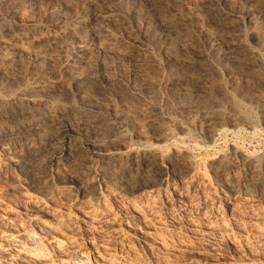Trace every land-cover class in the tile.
Segmentation results:
<instances>
[{
    "label": "rangeland",
    "instance_id": "374dc122",
    "mask_svg": "<svg viewBox=\"0 0 264 264\" xmlns=\"http://www.w3.org/2000/svg\"><path fill=\"white\" fill-rule=\"evenodd\" d=\"M56 1L35 0L34 9H28L24 4L23 8L13 10L12 8L18 5L16 0H0V20H16L13 23L14 32L22 31L21 29L28 24V21L31 23L30 20L37 21L36 27L39 29L45 24L51 28L61 26L63 23L69 26L70 18L78 10L72 7L63 8L59 10V13L53 8ZM254 2L255 0H225L223 2L217 0H98V8L112 15L107 19L108 21H104L105 26L104 22L97 24H90V22L82 31L68 30L69 34L66 37L68 41L66 38L64 40L67 42L62 40V49L57 48L56 45L59 44L53 45L48 41L43 42L44 40L38 49L39 45L31 43L27 36L24 37L25 35L20 36V40L12 39L18 45L14 42L2 47L0 65L4 63L5 65L0 68L5 69H0V91L12 92V87H15L13 90L16 89L18 83L19 85L34 83L36 87L31 96L36 94L33 98L36 99L37 106H47L45 97L53 95L59 99L62 98L64 107L62 114L54 121L48 123L37 121L35 124L28 121L29 124L27 123V126L22 129L24 134L23 131L12 133L7 129L3 133L0 132V220H4L6 216H13L12 218H17L24 225H28L35 215L53 219L55 216L44 213L46 211L41 207L42 202H46L48 212L63 216L69 214L73 226L69 225L70 227L66 229L73 233L90 259L107 251L116 254L119 259L130 260L133 264H141L142 259L147 261L146 264H264V104H262L264 101L261 96L264 93V67L253 58L247 60L246 56L256 51L264 58V4ZM202 4H210L211 7ZM149 17L152 18L149 19ZM228 17L232 19L227 20L228 22L224 21ZM170 20L175 23L172 21L174 23L172 24ZM92 26L94 29L97 27L96 30L91 29ZM133 35L136 36L133 37ZM187 40L191 43H187ZM71 41L74 45L82 41L92 48L89 56L91 58L84 65L78 66L77 70L80 69L78 71L71 69L65 63L66 55L64 54H68V51L70 53L73 49ZM103 44L110 46L106 47ZM21 49L24 50L21 51ZM36 50L40 53L35 54L38 52ZM247 50H250L249 54ZM189 54L192 56L190 57ZM243 55L246 57L243 58ZM235 57L239 58L238 61ZM226 62L228 65L224 64ZM232 62L236 66L231 65ZM218 63L219 65L216 66ZM193 66H196L197 70L198 67L202 69L204 67L208 73L212 72L210 73L213 76L206 73V82L208 81L206 84L211 83V85L192 84L191 73L196 72L193 71V68L196 70ZM202 69H199L197 73L199 71L201 73L204 70ZM79 71L85 72L84 75L95 74L89 77L90 79L79 82L83 89L72 86L70 80L71 75ZM176 71L178 74L181 72L180 75ZM66 72H70L69 76ZM81 72L80 75H83ZM22 81L24 82L21 83ZM84 83H86L85 89ZM78 89H82L81 93ZM78 93L84 96L81 98L77 96ZM230 94L236 96H234L237 101L236 107L240 108L239 116L234 115L233 109L231 110L232 105L228 103ZM78 100L93 111L101 110L100 112L103 113L104 110L107 119L105 120L109 122L111 120L118 127V133L105 135L93 128L84 131L77 124L78 121L73 112L77 106L81 105ZM184 100L194 103L189 104L190 102ZM67 101H69L68 104ZM152 101L158 103L157 106L151 104ZM240 101L244 105H241ZM74 102L77 103L76 106ZM197 102L199 105L196 104ZM70 106L71 108H68ZM150 106L162 111L155 114V110H151ZM217 106H220V109ZM1 107L0 105V111ZM251 108L252 110H249ZM20 109L25 111V115L19 117L18 121L24 122L25 117H29L31 108L19 106L16 110ZM146 109L151 111L147 112ZM65 110L68 112L66 113ZM115 111L118 114L114 113ZM3 115L1 111V130L12 124L10 118ZM65 124L70 125L68 132L63 130ZM166 130L170 131L169 133L172 132L171 135L168 133L169 137L166 136ZM146 142L161 147L163 153L168 156L162 161L161 170L156 173L157 175L155 174L153 181L144 180L132 189L127 188V191L113 184L103 174L95 173L91 181L92 185L90 184L85 196L81 197L76 191L80 187L78 182L74 185L67 178L54 175L51 179L65 190L54 192L48 197L44 191L33 190L30 187L29 177L23 175L17 167L21 149L26 145L37 146L32 157L46 156L53 153L55 149V151L57 149L71 151L70 153L73 154L69 160L62 162L54 169L55 173L66 174L73 156L78 158L85 154L86 164H88L84 169L86 173H90L92 170L89 166H101L106 163L105 156L119 152L125 147L139 150ZM235 147H238L243 154L251 158L254 156L258 160L252 161L253 164L244 161V155L236 151ZM176 150L180 151L181 156L174 155ZM89 156L92 157L88 158ZM255 162L257 164L254 165ZM116 165L119 166L120 163ZM174 167H177V170ZM257 179H260V183H257ZM52 186L53 184L50 185ZM86 204L93 205L95 209L91 212H96L97 219L94 217L93 220H84L83 207ZM209 209H211L210 215L206 217L204 213ZM105 215L113 217L115 223L107 225L100 222L101 216L104 218ZM116 231L122 234V242L118 241L120 238L111 236L116 234L113 233ZM102 244H105L108 249H104ZM7 255L5 253L0 255V264H14V261L8 260Z\"/></svg>",
    "mask_w": 264,
    "mask_h": 264
},
{
    "label": "bare ground",
    "instance_id": "6f19581e",
    "mask_svg": "<svg viewBox=\"0 0 264 264\" xmlns=\"http://www.w3.org/2000/svg\"><path fill=\"white\" fill-rule=\"evenodd\" d=\"M56 1V0H55ZM177 1V0H176ZM207 1V0H206ZM218 2H223L225 0H217ZM157 2V1H156ZM179 2V1H178ZM210 2V1H209ZM127 3V2H126ZM203 3V2H202ZM254 3H257V4H264V0H255ZM16 7L12 8L13 10L16 9V10H19L21 8L24 7V4H26V7H28V9H32L35 4V0H16ZM253 4V2L251 3ZM53 5V4H52ZM101 5V4H100ZM192 5V4H191ZM204 5V4H202ZM200 6V5H199ZM204 6H207V7H211L210 4H205ZM258 6V5H257ZM74 8V9H77L78 12L73 15L70 19H71V22L68 24L69 26H66L64 23L63 25L61 24V26H57V27H50L48 24L44 25V27H41L40 29L38 27H36L37 25V21H31V23H29L28 21V24H25V27L23 29H21L22 31L19 30V32L17 31H13L14 30V21L10 20V19H5V20H0V50H2V47L6 46V44L10 43V44H14V41L15 39L16 40H20V36L22 35H25L24 37L27 36V38H29V40L31 41V43H36L39 45L38 49L40 48V45H42L43 42H46L48 41V43L50 44H59V45H56L57 48L63 47V43H62V40H64V38L67 37V35L69 34L68 30H72L73 32H77V31H82V29L89 25L90 24H97L99 22L103 23L105 20L109 19L110 15L109 13L101 10L98 8V0H57L56 1V5H54V10L58 11L63 9V8ZM126 7V6H125ZM196 7V6H195ZM101 8V7H100ZM199 8V7H198ZM263 8V7H262ZM34 9V8H33ZM104 9V8H103ZM151 9V8H150ZM194 9V8H193ZM214 9V8H213ZM228 9V8H227ZM261 9V8H260ZM264 9V8H263ZM196 10V8H195ZM212 10V9H211ZM223 10V9H222ZM262 10V9H261ZM23 11V10H22ZM31 11V10H30ZM47 11V10H46ZM229 11V10H228ZM228 11L226 13H228ZM249 11V10H248ZM153 12V11H152ZM194 12V11H193ZM231 12V11H230ZM238 12V11H237ZM40 13V12H39ZM60 13V12H59ZM163 13V12H162ZM198 13V12H197ZM225 15H228L226 14ZM232 13V12H231ZM260 13V12H259ZM264 13V12H263ZM114 14V13H113ZM117 14V13H116ZM143 14V13H142ZM146 15V13H144ZM212 14V13H211ZM233 14V13H232ZM14 15V14H13ZM12 15V16H13ZM20 15V14H19ZM122 15V14H121ZM149 15V14H147ZM151 15V13H150ZM149 15V16H150ZM198 15V14H197ZM234 15V14H233ZM236 15V14H235ZM9 16V15H8ZM29 16V15H28ZM60 15H58L59 17ZM127 16V15H126ZM144 16V15H143ZM230 16V14H229ZM259 16V15H258ZM61 17V16H60ZM114 18L116 17L115 14L113 16ZM142 17V16H141ZM147 17V16H146ZM160 17V16H159ZM184 17V16H183ZM196 17V16H195ZM204 17V16H203ZM220 17V16H219ZM233 17V16H231ZM9 18H11L9 16ZM22 18V17H21ZM152 18V17H149V19ZM166 18V17H165ZM212 18V17H211ZM16 19V18H15ZM20 19V18H19ZM116 19V18H115ZM138 19V18H137ZM164 19V18H163ZM222 19V18H221ZM232 19V18H230ZM229 17L228 19L224 20V21H227L229 20ZM53 20H56L53 18ZM58 20H62V19H58ZM202 20V19H201ZM217 20V18H216ZM223 20V19H222ZM263 20V19H261ZM64 21V19H63ZM67 21V20H65ZM108 21V20H107ZM171 23L173 20H170ZM23 22V21H22ZM59 22V21H57ZM174 22V21H173ZM221 22V21H220ZM228 22V21H227ZM18 23H21V22H18ZM25 23V21H24ZM27 23V21H26ZM119 23H122L119 21ZM125 23V22H124ZM175 23V22H174ZM172 23V24H174ZM219 23V21H218ZM112 25V24H111ZM126 25V24H125ZM170 25V24H169ZM167 25V26H169ZM188 25V24H187ZM23 26V25H22ZM103 25L101 24V27ZM104 26H105V22H104ZM140 26V25H139ZM163 26V25H162ZM173 26V25H172ZM216 26V25H215ZM21 27V26H19ZM177 27V26H175ZM97 27H95V29L93 28V26L91 27V29H94L96 30ZM99 28H100V25H99ZM104 28V27H103ZM107 28V26H106ZM117 28V27H116ZM170 28V27H169ZM185 28V27H184ZM188 28V27H187ZM190 28V27H189ZM236 28V27H235ZM85 29V28H84ZM83 29V30H84ZM172 29V28H171ZM178 29V28H177ZM180 29V28H179ZM87 30V29H86ZM110 30V29H109ZM185 29H183L184 31ZM191 30V29H190ZM189 30V32H190ZM236 30V29H235ZM71 31V32H72ZM89 31V30H88ZM93 31V30H92ZM91 31V32H92ZM97 31H99V29H97ZM96 31V32H97ZM108 31V30H106ZM128 31V30H126ZM134 31V30H133ZM176 31V30H175ZM178 31V30H177ZM187 31V30H186ZM205 31V30H204ZM221 31V30H219ZM224 31V30H223ZM228 31V30H227ZM105 32V31H104ZM206 32V31H205ZM218 32V31H217ZM226 32V31H224ZM79 33V32H78ZM98 33H101V32H98ZM114 33V32H113ZM119 33V32H118ZM130 33V32H129ZM188 33V32H187ZM192 33V32H191ZM96 34V33H95ZM110 34V33H109ZM181 34V33H180ZM228 34V33H227ZM72 35V33L70 34ZM75 35H80V34H76ZM102 35V33H101ZM104 35V34H103ZM108 35V34H106ZM112 35V34H111ZM138 35V34H137ZM177 35H179V33H177ZM184 35V34H183ZM206 35H207V32H206ZM252 35V34H251ZM115 36V35H114ZM121 36V35H120ZM132 36V35H131ZM136 36V35H135ZM133 35V37H135ZM186 36V35H185ZM75 37V36H74ZM101 37V36H100ZM109 37V36H108ZM111 37V36H110ZM109 37V38H110ZM132 37V38H133ZM179 37V36H178ZM177 37V38H178ZM243 37V36H242ZM245 37V36H244ZM95 38V37H94ZM105 39V37H103ZM102 38V39H103ZM114 38V37H113ZM112 38V39H113ZM118 38V37H117ZM124 38V37H123ZM130 38V36H129ZM199 38V37H198ZM208 38V37H207ZM257 38V37H256ZM14 39V40H12ZM67 39V38H66ZM71 39H72V36H71ZM75 39V38H74ZM76 39H77V36H76ZM79 39V38H78ZM77 39V40H78ZM103 39V40H104ZM111 39V41H112ZM126 39V38H125ZM183 39V38H182ZM181 39V40H182ZM193 39V38H192ZM209 39V38H208ZM44 40V41H43ZM46 40V41H45ZM109 40V39H108ZM128 40V38H127ZM125 40V41H127ZM141 40V39H140ZM179 40V39H178ZM190 40V39H188ZM187 40V43L189 42ZM217 40V39H216ZM227 40V39H226ZM43 41V42H42ZM66 41V40H64ZM63 41V42H64ZM68 41V39H67ZM66 41V42H67ZM73 41V40H72ZM71 41V43H72ZM75 41V40H74ZM98 41V40H96ZM100 41V40H99ZM102 41V40H101ZM110 41V40H109ZM110 41V42H111ZM120 41V40H119ZM123 41V40H122ZM225 41V40H224ZM250 41V40H249ZM258 41V40H257ZM256 41V42H257ZM19 43L21 41H18ZM42 42V43H41ZM84 42V41H83ZM105 42H107L105 40ZM117 42V41H116ZM115 42V43H116ZM132 42V41H131ZM135 42V41H134ZM139 42V40H138ZM194 42V41H193ZM237 42V41H236ZM65 43V42H64ZM85 43V42H84ZM82 43V41H80L79 43H76L74 45V43H72V51L69 53L68 51V54H64L65 56V63L66 65L70 66L71 69L74 68L76 69V71L80 70L78 69L77 70V67L78 66H81V64L84 65V63H86L87 61H89L88 59L90 54L92 52H90L92 48H90L87 44H84ZM97 43V42H96ZM103 43V42H102ZM119 43V42H118ZM136 43V42H135ZM140 43V42H139ZM165 43V42H164ZM181 43V42H180ZM185 43V42H184ZM183 43V44H184ZM191 43V42H189ZM195 43V42H194ZM253 43V42H252ZM264 43V42H263ZM16 44L18 45V43L16 42ZM35 44V45H36ZM94 44V43H93ZM105 44H108V43H105ZM144 44V43H143ZM163 44V43H162ZM161 44V45H162ZM177 44V43H176ZM213 44V43H212ZM234 44V43H233ZM239 44V43H238ZM236 44V46L238 45ZM242 44V43H241ZM257 44V43H256ZM22 45V44H20ZM19 45V47H20ZM35 45L34 46V49H35ZM65 46L67 44H64ZM104 45V44H103ZM115 45V44H114ZM113 45V47H114ZM118 44H116L117 46ZM122 45V44H121ZM125 45V44H124ZM130 45V44H129ZM139 46V44H136ZM141 46H143L142 44H140ZM164 45V44H163ZM182 45V44H181ZM235 45V44H234ZM243 45V44H242ZM14 46V45H13ZM46 46V45H45ZM69 46V45H68ZM96 46V45H95ZM97 46H98V43H97ZM104 46H110V45H104ZM103 46V47H104ZM133 46V45H132ZM140 46V47H141ZM165 46V45H164ZM183 46V45H182ZM188 46V44H187ZM11 47V46H10ZM9 47V48H10ZM16 47V46H15ZM18 47V46H17ZM92 47V46H91ZM124 47V46H123ZM137 47V46H136ZM145 47V46H144ZM181 48V46H179ZM178 47V48H179ZM192 47V46H191ZM242 47V46H241ZM25 48V47H24ZM70 48V46H69ZM99 48V47H98ZM122 48V46H121ZM120 48V49H121ZM129 48V47H128ZM149 48V47H148ZM166 48V47H165ZM186 48V47H184ZM238 48V47H237ZM11 49V48H10ZM16 50V48H13ZM26 49V48H25ZM33 49V48H32ZM61 49H58L61 51ZM97 49V48H95ZM102 49V48H101ZM110 49V48H109ZM119 49V48H118ZM132 49V48H131ZM134 49V48H133ZM142 49V47H141ZM151 49V48H150ZM168 49V48H167ZM250 49V48H249ZM261 49V48H260ZM12 50V49H11ZM24 50V49H23ZM21 49V51H23ZM44 50V49H43ZM105 50V49H104ZM117 50V49H116ZM136 50V49H135ZM148 50V49H147ZM191 50V49H190ZM209 50V49H208ZM238 50V49H236ZM242 50V49H241ZM251 50V49H250ZM250 50H247V53L248 51ZM263 50V49H262ZM38 50H36L37 52ZM60 51H58L60 53ZM66 51V50H64ZM103 51V49H102ZM109 51V50H107ZM123 51V49H122ZM126 51V50H125ZM130 51V50H129ZM132 51V50H131ZM150 51V50H149ZM158 51V50H157ZM165 51H168L165 49ZM170 51V50H169ZM185 51V50H183ZM240 51V50H239ZM246 51V49H245ZM244 51V52H245ZM252 51V50H251ZM1 52V51H0ZM34 52V50H33ZM99 52V51H98ZM106 52V51H105ZM103 52V53H105ZM113 52V51H112ZM187 52V51H186ZM185 52V53H186ZM211 52V51H210ZM40 53L39 51L35 54H38ZM63 53V51L61 52ZM102 53V52H101ZM100 53V54H101ZM133 52H131L132 54ZM149 52H147L148 54ZM184 53V52H183ZM188 53H191V52H188ZM187 53V54H188ZM193 53V52H192ZM191 53V54H192ZM235 53H238V52H235ZM243 53V52H242ZM240 53V54H242ZM246 53V54H247ZM99 54V56H100ZM123 54H125L123 52ZM135 54V53H133ZM176 54V53H174ZM207 54V53H206ZM216 54V53H215ZM222 54V53H221ZM244 54V53H243ZM249 54V53H248ZM9 55V54H8ZM62 55V54H61ZM103 55V54H102ZM106 55L107 52H106ZM179 55V54H178ZM183 55V54H182ZM190 55V54H189ZM196 55V54H195ZM225 55V54H224ZM229 55V54H228ZM234 55V54H233ZM236 55V54H235ZM238 55V54H237ZM38 56V55H36ZM94 56V55H93ZM98 56V55H97ZM98 56V58H99ZM105 56V55H104ZM135 56V55H134ZM145 56V54H144ZM185 56V55H184ZM192 55H190L191 57ZM221 56V55H220ZM241 56V55H239ZM237 56V57H239ZM245 55H243L242 57L244 58ZM247 56V60H251V58H253L258 64H260L261 66L264 67V58L262 57V55L258 52H250L249 55H246ZM245 56V57H246ZM7 57V55H6ZM14 57V56H12ZM110 57V56H109ZM117 57V55H116ZM139 57V56H138ZM171 57V56H170ZM194 57V56H193ZM232 57V56H231ZM234 57V56H233ZM241 57V58H242ZM15 58V57H14ZM97 58V57H96ZM102 58V57H101ZM161 58V57H160ZM189 58V57H188ZM229 58V57H228ZM236 58V57H235ZM234 58V59H235ZM12 59V58H11ZM103 59V58H102ZM192 59V58H191ZM219 59V58H218ZM227 58L225 57V60ZM237 61L239 58H236ZM63 60V59H62ZM92 60V59H91ZM100 60V59H99ZM146 60V59H145ZM149 60V59H148ZM185 61H187V59L184 58ZM193 60V59H192ZM221 60V59H220ZM233 60V58L231 59ZM12 62V60H10ZM10 61H8L9 63H11ZM143 61V60H142ZM236 61V60H234ZM236 61V63H237ZM103 62V61H102ZM191 62V61H189ZM229 63V61H227ZM224 63L225 65L227 64ZM248 62V61H247ZM251 62V61H250ZM253 62V60H252ZM4 63V62H3ZM185 63V62H184ZM216 63V62H215ZM241 63V62H240ZM246 63V61H245ZM13 64V63H12ZM89 64V63H88ZM189 64V63H188ZM201 64V63H200ZM247 64V63H246ZM2 65H5L4 64H1L0 66ZM7 65V64H6ZM86 65V64H85ZM158 65V64H157ZM161 65V64H160ZM158 65V66H160ZM196 65V64H195ZM219 63L216 65L218 66ZM221 65V63H220ZM224 65V66H225ZM228 65V64H227ZM233 65V62L232 64ZM230 65V66H231ZM235 65V64H234ZM233 65V66H234ZM238 65V64H237ZM240 65V64H239ZM243 65V64H242ZM249 65V64H247ZM14 66V64H13ZM66 66V68L68 67ZM179 66V65H178ZM187 66V65H186ZM189 66V65H188ZM192 66V65H191ZM198 66V65H197ZM229 66V67H230ZM236 66V65H235ZM193 67H196V66H193ZM220 67H223V66H220ZM226 67V66H225ZM232 67V66H231ZM230 67V68H231ZM238 67V66H237ZM235 67V68H237ZM247 67V66H246ZM245 67V68H246ZM253 67V66H252ZM10 68V67H9ZM83 68V67H82ZM85 68H87L85 66ZM84 68V69H85ZM187 68V67H186ZM190 68V67H189ZM210 68V67H209ZM228 68V67H227ZM226 68V69H227ZM239 68V67H238ZM237 68V70H238ZM254 68V67H253ZM1 70H4L5 68H0ZM8 69V68H7ZM147 69V68H146ZM172 69V68H171ZM183 69V68H182ZM196 70H194L193 68V71H196V72H192L191 75V81H192V84L193 85H203V86H206V85H211V83H208L206 84V80H207V75L206 73H208V71H205L204 67L202 69L198 67V70L199 69H202L203 71L200 73V71L197 73V67L195 68ZM208 69V68H207ZM225 69V68H223ZM222 69V70H223ZM246 69H249V68H246ZM0 70V71H1ZM39 70V69H38ZM69 70V68H68ZM83 70V69H82ZM81 70V71H82ZM100 70V69H99ZM175 70V69H174ZM187 70V69H186ZM209 70V69H208ZM211 70V69H210ZM236 69H234L233 71H235ZM241 72H242V68L240 69ZM244 70V69H243ZM70 71V70H69ZM72 71V70H71ZM75 71V70H73ZM79 71L78 73L76 72V74H73L71 75V79L70 77H67V79L69 78L71 80V83H72V86L74 85L75 87H82L80 86L79 82L82 81V80H87L90 79L92 76H95L94 75H84L83 72ZM163 71V70H162ZM171 71V70H170ZM185 71V69H184ZM205 71V73H204ZM216 71V69H215ZM226 71V70H225ZM231 71V70H229ZM232 71V73H233ZM258 71V70H257ZM260 71V70H259ZM80 72L81 74L83 73V75H80ZM158 72V71H157ZM165 72V71H164ZM174 72V71H173ZM173 72H171L173 74ZM177 72V71H176ZM175 72V73H176ZM191 72V70H190ZM189 72V73H190ZM211 71H209L210 73ZM219 72V71H218ZM246 72V70H245ZM253 72V71H252ZM68 73V76L70 74V72H66ZM72 73V72H71ZM75 73V72H74ZM181 73V72H180ZM180 73L177 74L180 75ZM184 73V72H183ZM187 73V72H186ZM208 73V74H209ZM212 73V72H211ZM210 73V75H212ZM236 73V71H235ZM32 74V73H31ZM92 74H93V71H92ZM107 74V73H106ZM226 74V73H225ZM239 74H241L239 72ZM243 74V72H242ZM246 74V73H244ZM252 74V73H251ZM261 74V73H260ZM1 75V74H0ZM187 75V74H186ZM190 75V74H188ZM187 75V76H188ZM228 75V74H227ZM226 75V76H227ZM236 75V74H235ZM255 75V74H253ZM257 75V74H256ZM167 76V75H166ZM213 76V75H212ZM216 76V75H215ZM220 76V75H219ZM234 76V75H233ZM241 75H239L240 77ZM90 77V78H89ZM97 77V76H96ZM209 77V76H208ZM245 78V77H244ZM57 79V78H56ZM65 79V78H64ZM119 79V78H118ZM157 79V78H156ZM233 79V78H232ZM231 79V80H232ZM246 79V78H245ZM69 80V81H70ZM95 80V79H94ZM152 80V79H151ZM155 80V78H154ZM158 80V79H157ZM213 80V79H212ZM82 81V82H84ZM97 81V80H96ZM153 81V80H152ZM190 81V82H191ZM211 81V80H210ZM221 81V80H220ZM223 81V79H222ZM221 81V82H222ZM235 81V79H234ZM237 81V80H236ZM24 81H22L21 83H23ZM28 82V81H27ZM87 82V81H86ZM174 82V81H173ZM215 82V81H213ZM217 82V81H216ZM230 82V81H229ZM63 83H66V82H63ZM70 83V84H71ZM89 83V82H88ZM220 83V82H219ZM50 84V83H49ZM86 83L83 84V86L85 85ZM191 84V83H190ZM221 84V83H220ZM69 85V83L67 84ZM82 85V83H81ZM88 85V84H87ZM86 85V86H87ZM159 85V84H157ZM192 85V86H193ZM215 85V84H214ZM213 85V86H214ZM66 86V85H65ZM64 86V87H65ZM106 86V85H105ZM202 86V87H203ZM219 86V85H218ZM222 85H220L219 87H221ZM235 86V85H234ZM14 87V86H13ZM13 87H12V92H6L5 90L4 91H0V105L2 106L1 107V111L4 113V115L8 116L10 118V120L12 121V124L6 126V128H4L3 130H1L0 128V132L3 133L4 131L9 130L11 131L12 133H20L21 131H23L22 129L24 127L27 126V123L29 121V123L31 122H41V123H48L50 121H54L56 118L59 117L60 114H62L63 112V101L61 102V99H59L58 97L56 96H53V95H47L45 97L46 99V104L47 106H44V107H39L36 105V99L33 98L34 95H36L35 93L33 94V96H31L34 88L36 87V84L34 83H25V84H21L19 85L18 83V86L16 89L13 90ZM70 89H71V86L69 85ZM74 87V88H75ZM90 87V86H89ZM15 88V87H14ZM67 88V87H65ZM73 88V89H74ZM213 88V87H211ZM217 88V87H216ZM223 88V87H222ZM221 88V89H222ZM83 89V87H82ZM80 89V90H82ZM84 89H85V86H84ZM87 89V88H86ZM203 89V88H202ZM206 89V88H205ZM204 89V90H205ZM219 89V88H217ZM10 89H8L9 91ZM76 90V89H75ZM80 90L78 89V92H80ZM203 90V91H204ZM208 90V89H206ZM210 90V88H209ZM208 90V91H209ZM223 90V89H222ZM236 89H234L235 91ZM86 91V90H85ZM92 91V90H91ZM201 91V92H203ZM212 91V90H211ZM233 91V92H234ZM71 92V91H69ZM77 92V91H75ZM89 92V91H88ZM87 92V93H88ZM205 92V91H204ZM216 92V91H214ZM40 93V92H39ZM81 93V92H80ZM85 93V92H84ZM82 93V94H84ZM86 93V94H87ZM199 93V91H198ZM208 93V92H207ZM210 93V92H209ZM228 93V91H227ZM235 93V92H234ZM150 94H152L150 92ZM203 94V93H201ZM216 94V93H215ZM214 94V95H215ZM222 94H224L222 92ZM238 94V93H237ZM42 95V94H41ZM40 95V96H41ZM75 95V94H74ZM96 95V94H95ZM227 94H225L226 96ZM231 95V94H230ZM245 95V94H244ZM39 96V97H40ZM76 96V95H75ZM77 96H80L81 98L84 96V95H78ZM76 96V97H77ZM91 96V95H90ZM94 96V95H93ZM222 96V95H221ZM235 95H231L229 97V101L228 103L230 102L232 107H231V110L233 109L234 111V115L235 116H239L240 115V108H237L236 107V104H237V101L235 100ZM240 96V95H239ZM252 96V95H251ZM262 96V100L264 101V93L261 95ZM44 97V96H43ZM79 97V98H80ZM141 97V96H140ZM148 97V96H147ZM204 97V96H203ZM245 97V96H244ZM42 98V97H41ZM109 98V97H108ZM152 98V97H151ZM156 98V97H155ZM217 98V97H216ZM228 98V97H227ZM249 98V97H247ZM38 99V98H37ZM43 99V100H45ZM70 99V97H69ZM74 99V98H73ZM191 99V98H190ZM207 99V98H206ZM209 99V98H208ZM237 99V98H236ZM251 99V98H250ZM260 99V98H259ZM39 100V99H38ZM81 100V99H80ZM80 100H78L80 102ZM94 100V99H93ZM119 100V99H118ZM199 100V99H198ZM205 100V99H204ZM74 101V100H72ZM83 101V100H82ZM101 101V100H100ZM124 101V100H123ZM186 102H188L187 100H184ZM197 101V100H196ZM195 101V102H196ZM210 101V99H209ZM222 101V100H220ZM225 101V100H224ZM242 101V100H241ZM240 101V104L241 105H244L243 102ZM43 102V101H42ZM84 102V101H83ZM155 102V101H154ZM153 101L151 102V104H154L155 106H157L156 104L158 103H154ZM181 102V101H180ZM185 102V103H186ZM190 102V101H189ZM188 102V103H189ZM193 102V101H191ZM191 102L189 104H191ZM200 102V101H199ZM202 102V101H201ZM207 102V101H206ZM205 102V103H206ZM213 102V101H212ZM69 103V101H67V104ZM73 103V102H72ZM71 103V104H72ZM75 106H76V102H74ZM81 105L77 106V108L74 109V113H75V117H76V120L78 121L77 124L80 125L84 131L85 130H88L89 128H93L94 130H98L100 131L101 133L105 134V135H108V134H116L118 133V127L111 122L109 121H106V115L104 114V110H103V113H101L100 111L97 112V111H93L92 109L89 108V106H84V104L82 102H80ZM149 103V101H148ZM183 103V102H181ZM194 103V102H193ZM204 103V104H205ZM217 103V102H216ZM239 103V102H238ZM136 104V103H135ZM143 104V103H142ZM161 104V103H160ZM198 104V102L196 103ZM264 104V103H262ZM41 105V104H40ZM66 105V104H65ZM144 105V104H143ZM150 105V104H148ZM199 105V104H198ZM209 105V104H207ZM213 105L216 107L215 103H213ZM219 105V104H218ZM21 107V106H26V107H30L31 110H29V117H25L24 119V122H21L18 121V118L21 117L22 115H25V111H21V109L19 111H17L16 109L18 107ZM69 106V105H68ZM92 106V105H91ZM100 106V105H99ZM211 106H212V103H211ZM240 106V105H239ZM246 106V105H245ZM17 107V108H15ZM67 107V106H66ZM73 107V105H72ZM146 107V106H145ZM152 108V106H150ZM159 107V106H158ZM162 107V106H161ZM207 107V106H206ZM214 107V108H215ZM219 107L220 109V106H217V108ZM221 107H223L221 105ZM258 107V106H257ZM68 108H71L68 107ZM66 108V109H68ZM74 108V107H73ZM135 108V107H134ZM160 108V107H159ZM250 108V107H249ZM210 109V108H209ZM208 109V110H209ZM213 109V108H212ZM227 109V108H225ZM244 109V108H243ZM243 109H241L242 111H244ZM261 109V108H260ZM28 110V109H27ZM113 110V109H112ZM149 109H146L145 111L148 112ZM151 110H155V114H157L156 112H161L157 107H153ZM149 110V111H151ZM214 110V109H213ZM229 110V109H228ZM230 110V111H231ZM249 110H252L249 109ZM0 111V112H1ZM66 113L68 112V110H65ZM71 111V110H70ZM69 111V112H70ZM118 111V110H117ZM117 111H115L114 113L118 114ZM124 111V110H123ZM220 111V110H219ZM229 111V112H230ZM254 111V110H253ZM27 112V111H26ZM72 112V113H73ZM255 112V111H254ZM71 113V114H72ZM73 113V114H74ZM107 113V111H106ZM113 113V111H112ZM120 111H119V115H120ZM123 113V112H122ZM153 113V112H152ZM69 114V113H68ZM133 114V113H132ZM159 114H162V113H159ZM158 114V115H159ZM228 113H226L227 115ZM230 114V113H229ZM3 115V116H4ZM65 112H64V117L65 116ZM125 115V113H124ZM154 115V114H153ZM152 115V117H153ZM213 115V114H212ZM224 116V114H222ZM231 115V114H230ZM27 116V115H26ZM109 116V114H108ZM111 116V115H110ZM137 116V115H136ZM163 116V115H162ZM215 116V115H214ZM222 116V117H223ZM232 116V115H231ZM256 116V115H255ZM2 117V116H1ZM63 117V116H62ZM61 117V118H62ZM71 117V116H69ZM74 117V118H75ZM116 117V116H115ZM126 117V116H125ZM221 117V116H220ZM225 117V116H224ZM242 117V116H241ZM23 118V117H22ZM27 118V119H26ZM73 118V116H72ZM118 118V117H117ZM140 118V117H139ZM226 118V117H225ZM228 118V117H227ZM239 118V117H238ZM21 119V118H20ZM65 119V118H64ZM106 119V120H105ZM169 119V118H168ZM173 119V118H171ZM223 119V118H222ZM234 119V118H232ZM9 120V121H10ZM71 120V119H70ZM155 120V119H154ZM236 120V119H235ZM8 121V120H7ZM150 121V120H149ZM153 121V120H152ZM164 120H162V123ZM174 121V120H173ZM213 121V120H212ZM247 121V120H246ZM14 122V123H13ZM57 122V121H56ZM118 122V121H117ZM11 123V122H10ZM28 123V124H29ZM168 123V122H167ZM171 123V122H170ZM14 124V125H13ZM40 124V123H39ZM70 124V123H69ZM72 124V123H71ZM159 124V123H158ZM157 125V124H156ZM164 125V124H163ZM69 126L70 125H66L63 126V130L64 132H68L69 129ZM158 126V125H157ZM162 126V125H161ZM62 127V126H61ZM164 127V126H163ZM162 127V128H163ZM75 128V127H74ZM161 128V129H162ZM189 128V127H188ZM31 129V128H30ZM165 129V128H163ZM79 130V129H78ZM91 130V129H90ZM97 131V132H98ZM28 132V131H27ZM32 132V131H31ZM42 132V131H41ZM63 132V131H62ZM88 132V131H87ZM90 132V131H89ZM167 134L166 136L169 137L168 132L166 130ZM24 134V131L22 132ZM165 133V132H164ZM172 133V132H171ZM171 133H169L171 135ZM26 134V133H25ZM28 134V133H27ZM43 135V134H42ZM191 135V134H190ZM163 136V135H162ZM173 136V135H172ZM106 137V136H105ZM165 137V135H164ZM163 137V138H164ZM166 138V137H165ZM58 140V139H57ZM164 140V139H163ZM145 142V141H144ZM164 142V141H163ZM151 142L149 143H144L142 145V148L139 149V150H134L132 148H129V147H125L123 150L119 151V152H116V153H111L107 156H105L106 158V163H103L101 166L99 165H95L94 167L93 166H89V168L92 170L90 171V173H86L85 171V167L87 166L86 164V156L84 154V156H80V157H75L73 156L72 157V162L69 164V167L67 168V173L66 174H63V173H55L54 172V169L57 165H60L62 162H65L66 160H69V158L71 157V155L73 153H70L71 151H67L65 152L64 150H60V149H57V151L54 150L53 153H50L46 156H42V157H32V155L36 152L35 151V148H37V146L35 147L34 145H26L23 149H21V153H20V156H19V162L17 163L19 167V170L21 171V173L27 177H29V181H30V187L33 189V190H38V191H44L45 195H47L48 197H50L54 192H59V191H64L65 188H61V186H58L57 183L52 180V176L56 175V177H59V178H67L68 181L70 183H73L74 185L76 184V182H78L80 184V187H78L76 189V191L80 194L81 197H84L90 184H91V181L93 179V177L95 176V173L97 174H103L104 177H108L109 180L112 181L113 184H116L117 186H119L121 189H124L123 191H127V188L129 189H132L136 186H138L139 184H141L144 180L145 181H153L152 179H154L155 177V174L161 170V167H162V161L164 159L167 158V154L163 153L162 149H160L161 147H158L157 145L155 146L154 143L153 145L150 144ZM166 150V149H165ZM180 150V149H178ZM176 150L175 154L176 157H179L181 155L180 154V151ZM235 150L236 151H240L242 152L238 147H235ZM75 152V151H74ZM45 153V152H44ZM173 153V152H172ZM182 153V152H181ZM100 154V153H99ZM79 155V153H78ZM242 155L243 158H244V161H248V162H252V161H257L258 159L255 158L254 156L251 158L249 155H245L243 154L242 152ZM92 156H89L88 158H91ZM258 157V156H257ZM175 158V157H174ZM255 158V159H254ZM182 160H184L182 158ZM181 160V161H182ZM71 161V160H70ZM68 161V162H70ZM260 161V160H259ZM119 166H117L116 164H119ZM16 164V165H17ZM86 164V165H85ZM182 164V163H181ZM253 164V162H252ZM257 164L256 162L254 163V165ZM182 166V165H181ZM176 170H177V167H174ZM258 168V167H257ZM62 170V169H61ZM66 170V169H65ZM257 171V170H256ZM66 172V171H65ZM64 172V173H65ZM179 172V171H178ZM262 172V171H261ZM173 173V172H172ZM176 173V172H174ZM89 174L91 175L89 177ZM157 175V174H156ZM175 175V174H173ZM254 175V174H253ZM102 176V175H101ZM257 176V174H256ZM97 177V176H96ZM261 179V177H260ZM260 179H257V183H260ZM262 183V182H261ZM53 184L52 187H50V185ZM92 185V184H91ZM71 192V191H70ZM150 196V195H149ZM194 197V196H193ZM197 204V203H196ZM93 205H90V204H86L84 208V213H85V217H84V220L86 219H92L94 217H96V212H91L92 210H94L95 208L92 207ZM41 207L44 211V213L46 214H51V215H54L55 217L53 219H45L43 217H38V216H34L32 219H31V223L28 224V225H24L19 219L17 218H12V217H9V216H6V218L4 220H0V225H2L0 227V255H2V253H5L8 254V260L9 261H14L13 263L14 264H133L130 260H125V259H119L117 257L116 254L114 253H110V252H107L106 253H99L97 255H95V257L93 258H89L88 254L84 251L83 247L79 244V242L76 240L75 236H73V233L72 232H68L66 228H68L69 225L73 226V222H72V219L70 218L69 214L67 215H57L55 214V212H48L49 211V208L46 204V202H42L41 204ZM97 209V208H96ZM208 212L204 213L206 215V217H208L210 215V212H211V209L207 210ZM102 213V212H101ZM100 213V214H101ZM108 213V212H107ZM180 214V213H179ZM103 215V214H102ZM106 216V215H105ZM104 218L101 216V219L100 222H104L103 224H107V225H113L115 222L114 218L111 217V216H106ZM23 218V217H22ZM98 217H96L97 219ZM95 219V218H94ZM91 220V222H92ZM88 221V220H87ZM86 221V222H87ZM90 221V220H89ZM99 222V221H98ZM163 223V222H162ZM70 227V226H69ZM65 229V231L63 230ZM74 229V228H73ZM63 230V231H62ZM72 230V228H71ZM65 233V234H64ZM72 233V234H71ZM113 233H116V234H111L112 237H116V239L120 238V240L118 241H121V238L122 237V234H119L116 232H113ZM110 236V235H109ZM110 236V237H111ZM104 249H108V247L105 245V244H102L101 245ZM147 249V248H146ZM147 261L143 260L142 259V263L141 264H146Z\"/></svg>",
    "mask_w": 264,
    "mask_h": 264
}]
</instances>
